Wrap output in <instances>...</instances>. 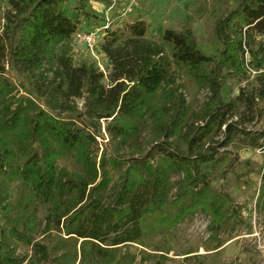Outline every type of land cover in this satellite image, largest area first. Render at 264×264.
<instances>
[{
	"label": "trees",
	"instance_id": "trees-1",
	"mask_svg": "<svg viewBox=\"0 0 264 264\" xmlns=\"http://www.w3.org/2000/svg\"><path fill=\"white\" fill-rule=\"evenodd\" d=\"M4 1L0 264H76L79 258V264H133L128 245L148 253L157 234L171 233L188 215L210 216L212 238L239 216L231 196L208 178L214 168L225 176L233 165L220 148L264 117V0H230L209 45L190 25L165 28L156 40L142 18L119 25L113 17L99 46L111 65L109 87L95 61L76 62L72 54L82 20L104 21L93 0H75L74 16L66 9L70 0ZM184 77L210 92L193 123L181 92ZM147 123L146 142L124 152ZM104 125L109 140L100 142ZM62 159L75 166L61 165ZM113 170L120 190L105 205ZM261 171L257 200L264 206ZM174 174L182 178L172 198ZM41 208L45 242L36 241ZM13 242L32 246L34 258L27 262ZM161 258L163 264L167 257Z\"/></svg>",
	"mask_w": 264,
	"mask_h": 264
},
{
	"label": "rangeland",
	"instance_id": "rangeland-1",
	"mask_svg": "<svg viewBox=\"0 0 264 264\" xmlns=\"http://www.w3.org/2000/svg\"><path fill=\"white\" fill-rule=\"evenodd\" d=\"M229 1L118 0L117 11L115 9L113 11L115 22L119 25L130 23L137 18L145 20L149 24L148 35L151 39L158 40L165 28L180 30L190 25L196 33L197 40L209 45L218 31L221 20L228 13ZM75 3V0H70L66 8L72 16L76 14ZM108 3L107 0L105 8L104 6L102 9L93 8L104 17ZM7 7V3L0 0V13ZM113 11L110 14H113ZM119 12H125L126 15L119 18ZM93 25V23L88 25L83 19L81 27L79 26L81 30L77 31L82 33L90 30ZM101 40L88 46L82 44L77 34H74L72 54L76 62L85 59L95 61L104 71L103 81L109 87L112 85L109 77L111 65L100 52L99 46L103 41ZM182 85L181 92L191 107L190 123H193L207 102L210 92L208 89L197 90L187 77L182 79ZM78 102L82 106L84 100ZM149 126V123L143 126L141 133L124 152L131 153L138 143L146 142L151 131ZM244 128L245 131H241L229 145L220 148V153L233 157L231 169L222 176L220 167H216L208 178L219 193H227L231 196L233 207L238 209L239 216L222 228L217 237L212 238V230L209 229L210 216L203 212L188 215L171 233L163 231L157 234L147 248L148 253H144L143 246L138 243L128 245L130 252L136 256L133 264H160L162 254L167 257L163 264H264V206L257 200L262 184L261 170L264 167V117L255 118ZM103 134L101 138L99 137V141L107 142L109 135L106 133L105 125ZM60 164L75 166L71 159H62ZM181 178L180 174H174L172 177L173 189L170 193L172 198L178 191ZM12 186L15 194L17 183H12ZM119 190L118 171L113 170V181L105 192V205L115 200ZM45 215V210L41 208L37 221L40 231L36 234V241L45 242L48 236L44 231ZM52 233L56 234L58 231L54 230ZM116 234L111 233L109 238H113ZM12 246H15L17 254L27 257V262L34 258L32 246L15 242ZM167 247H171L168 252ZM79 260L76 264H79Z\"/></svg>",
	"mask_w": 264,
	"mask_h": 264
},
{
	"label": "built area",
	"instance_id": "built-area-1",
	"mask_svg": "<svg viewBox=\"0 0 264 264\" xmlns=\"http://www.w3.org/2000/svg\"><path fill=\"white\" fill-rule=\"evenodd\" d=\"M108 10L105 14V16L103 17L104 18V21L101 23V24H94L93 27L90 28V30H86V31H83L82 33H78L80 29H78V31L75 33L77 34V36L79 37L80 39V42L84 45H88V46H92L94 44H96L99 40H103L105 35H106V32L108 30L109 27H111L113 24V17H114V9L116 10L118 8V0H108ZM113 11V14H110V12ZM117 11V10H116ZM126 14L125 12H119L118 14V17L121 18V17H124ZM80 32V31H79ZM101 40V41H102ZM100 41V42H101Z\"/></svg>",
	"mask_w": 264,
	"mask_h": 264
},
{
	"label": "crops",
	"instance_id": "crops-1",
	"mask_svg": "<svg viewBox=\"0 0 264 264\" xmlns=\"http://www.w3.org/2000/svg\"><path fill=\"white\" fill-rule=\"evenodd\" d=\"M91 3H92V6L95 8V9H102L103 8V6H104V8H105V4H106V2H99V1H91Z\"/></svg>",
	"mask_w": 264,
	"mask_h": 264
}]
</instances>
